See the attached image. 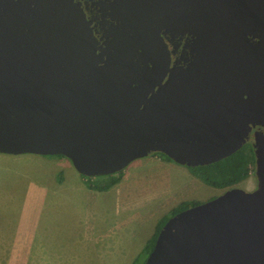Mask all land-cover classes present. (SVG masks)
Instances as JSON below:
<instances>
[{
  "label": "water",
  "instance_id": "1",
  "mask_svg": "<svg viewBox=\"0 0 264 264\" xmlns=\"http://www.w3.org/2000/svg\"><path fill=\"white\" fill-rule=\"evenodd\" d=\"M170 1H102L116 22L99 44L75 0H0V153L62 155L90 177L154 152L196 167L239 150L264 125V81L157 64L154 12ZM179 3L236 9L264 38V0ZM254 155L253 190L229 187L168 217L144 264H264L262 131Z\"/></svg>",
  "mask_w": 264,
  "mask_h": 264
},
{
  "label": "rangeland",
  "instance_id": "2",
  "mask_svg": "<svg viewBox=\"0 0 264 264\" xmlns=\"http://www.w3.org/2000/svg\"><path fill=\"white\" fill-rule=\"evenodd\" d=\"M247 171L238 186L252 189L253 166ZM200 173L149 154L130 162L108 189L94 190L64 156L0 153V264L143 260V247L171 209L229 188Z\"/></svg>",
  "mask_w": 264,
  "mask_h": 264
},
{
  "label": "flooded vegetation",
  "instance_id": "3",
  "mask_svg": "<svg viewBox=\"0 0 264 264\" xmlns=\"http://www.w3.org/2000/svg\"><path fill=\"white\" fill-rule=\"evenodd\" d=\"M75 1L80 3L86 19L90 20L94 36L101 44L103 29L108 23L116 22L108 15L103 16L100 3L104 0ZM159 4L160 9L154 12L156 22L152 47L157 64L220 70L245 85L253 86L264 81V38H260L258 32L248 31L246 24H237L238 10L206 5L196 7L194 3L183 5L179 0ZM255 131L264 132V125L252 126L239 149L250 154L248 165L253 166L251 176L255 177V185L252 189L238 186L249 179L247 175L230 187L246 190L256 187Z\"/></svg>",
  "mask_w": 264,
  "mask_h": 264
},
{
  "label": "trees",
  "instance_id": "4",
  "mask_svg": "<svg viewBox=\"0 0 264 264\" xmlns=\"http://www.w3.org/2000/svg\"><path fill=\"white\" fill-rule=\"evenodd\" d=\"M151 154L158 155L169 161L171 160L165 154L160 153V152H154ZM58 156H62V155H58ZM249 161H250V154L244 150H238L235 153L231 154L230 156L222 160H219L217 162H214L208 165L189 167V168H192L194 170L195 169L200 170L202 172L200 173L201 176L204 179H207L209 183L212 182L213 184H216L219 186L230 187L234 185L235 183L242 181L245 177H247L248 175L247 166H248ZM118 173H114L110 175L90 176V177L85 176V177L87 178L86 182L88 183L89 188L94 189V190H105L111 187L113 184H115L119 180L118 177H116ZM197 203L198 202H193V203H188V204L180 203L176 207L171 209L170 215L164 217L162 220H160L157 223L156 231L154 235L149 239V241L143 247V253L145 254L143 257V260L138 261L137 259L133 264H144V261L147 255L149 254V252L152 250L154 246V242L158 234V231L160 230L162 225L165 223V221L168 219V217L174 215L180 210H183Z\"/></svg>",
  "mask_w": 264,
  "mask_h": 264
}]
</instances>
